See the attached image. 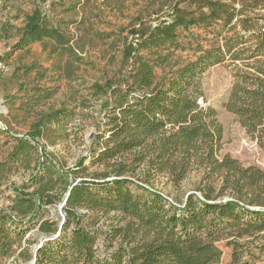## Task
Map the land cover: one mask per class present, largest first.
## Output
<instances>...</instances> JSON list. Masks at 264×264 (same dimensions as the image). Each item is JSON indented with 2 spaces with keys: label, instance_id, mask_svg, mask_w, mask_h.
I'll return each mask as SVG.
<instances>
[{
  "label": "trees",
  "instance_id": "16d2710c",
  "mask_svg": "<svg viewBox=\"0 0 264 264\" xmlns=\"http://www.w3.org/2000/svg\"><path fill=\"white\" fill-rule=\"evenodd\" d=\"M44 1L31 0L21 26L1 25L3 38L15 36L12 50L49 42L52 53L73 51L71 37L48 18ZM179 4L155 24L130 31L122 51L128 70L117 82L92 85L103 96L101 127L74 165L65 167L40 143L54 144L53 128L71 118L74 107L33 111L37 117L21 135L0 127L12 142L0 159V189L11 191L0 210V264H216L222 240L232 264L264 255V171L218 155L216 111L198 103L199 75L225 60L237 62L224 107L264 151V0ZM189 27L213 32V39L197 42L193 59L171 57L184 48L179 30ZM8 56L0 54V63ZM34 68L26 66L25 74ZM55 92L37 84L25 102L33 109ZM191 169L200 176L199 194H187L179 205L150 186L154 174L177 183ZM18 170L27 176L15 182L11 175ZM69 186L59 227L49 209ZM57 231L33 257L38 236ZM245 254L250 259H242Z\"/></svg>",
  "mask_w": 264,
  "mask_h": 264
},
{
  "label": "rangeland",
  "instance_id": "374dc122",
  "mask_svg": "<svg viewBox=\"0 0 264 264\" xmlns=\"http://www.w3.org/2000/svg\"><path fill=\"white\" fill-rule=\"evenodd\" d=\"M177 4L182 5L179 0L44 1L41 5L48 13V18L71 37L74 49L58 55L51 52V43L35 42L24 49L12 50L15 36L3 38L0 34V54L9 53L6 61L0 63V127L9 126L11 133L21 135L29 130L37 117L33 111L48 107H74L75 114L53 128L50 139L54 144L50 145L48 140L40 142L65 167L74 165L86 153L88 146L94 143L101 127L103 96L95 93L92 85L117 82L128 70V64L122 61V51L124 42L131 39L130 31L155 24ZM30 6L31 0H0V33L4 22L21 26L23 11H27ZM10 33H14L13 28ZM213 36V32L204 33L192 27L181 29L178 41L184 48L173 51L171 57L193 59L198 54L195 51L196 43L206 45L207 40L213 39ZM236 64L225 60L206 68L199 75L201 96L198 103L216 111L222 129L218 155L227 153L244 166H256L264 171V151L257 140L246 133L236 116L224 107L234 82ZM28 65L35 68L26 75L24 68ZM40 71L44 73L43 78L38 74ZM37 84L41 87H55L56 92L43 105L32 109L25 101L27 93ZM11 143L0 135V159ZM26 176L27 173L18 170L11 175V179L18 182ZM199 177V173L191 169L177 183L163 173L152 175L149 181L153 189L179 205L178 202H183L187 194H199L195 191ZM10 193L5 186L1 187L0 210L8 204ZM226 199L224 197L223 200ZM59 202L50 207L48 215L54 214V217L60 219L56 208ZM218 245L222 254L216 264H232L231 248L227 246L226 240L218 242ZM252 245L245 246L243 251H249ZM242 259H250L249 254H245ZM250 264H264V255L251 260Z\"/></svg>",
  "mask_w": 264,
  "mask_h": 264
},
{
  "label": "water",
  "instance_id": "95a60500",
  "mask_svg": "<svg viewBox=\"0 0 264 264\" xmlns=\"http://www.w3.org/2000/svg\"><path fill=\"white\" fill-rule=\"evenodd\" d=\"M0 122H1V119H0ZM2 123V122H1ZM78 181V180H77ZM76 181V182H77ZM76 182H74L73 184H75ZM70 189H71V186H69L66 190V192L64 193V195L61 197L60 199V202L58 205H56V208L58 209L59 213H58V216H60V222H59V227L61 226V224L64 222V219H65V211H64V206H65V203H66V200L69 196V192H70ZM54 216V214H53ZM59 231H57L56 234L50 236V237H47V236H44L42 235L39 239V242L38 244L36 245H33V249H32V254H33V257H35V254H36V251L37 249L42 245V243L47 240L48 238H53L54 236H56L58 234ZM26 264H33V261L29 262V263H26Z\"/></svg>",
  "mask_w": 264,
  "mask_h": 264
}]
</instances>
